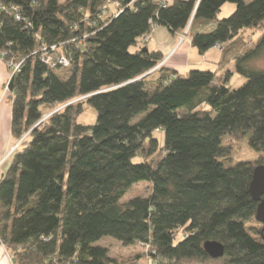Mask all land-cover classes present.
I'll use <instances>...</instances> for the list:
<instances>
[{
	"label": "trees",
	"instance_id": "obj_1",
	"mask_svg": "<svg viewBox=\"0 0 264 264\" xmlns=\"http://www.w3.org/2000/svg\"><path fill=\"white\" fill-rule=\"evenodd\" d=\"M113 2L118 11L107 16ZM228 2L234 10L216 19ZM0 4L1 58L19 63L5 83L19 143L0 180V240L15 264H116L95 245L107 236L148 245L147 264H264V226L248 191L264 160V69L250 65L264 53V0ZM156 25L191 34L200 53L243 42L233 55L242 84L220 66L185 76L153 70L163 57L141 42ZM249 30H260L252 44L241 39ZM48 55L67 65L51 67ZM60 68L71 72L60 78ZM84 104L95 110L92 124L75 121ZM245 137L257 157L231 161ZM136 183L149 194L123 202ZM206 241L223 255L211 258Z\"/></svg>",
	"mask_w": 264,
	"mask_h": 264
},
{
	"label": "crops",
	"instance_id": "obj_2",
	"mask_svg": "<svg viewBox=\"0 0 264 264\" xmlns=\"http://www.w3.org/2000/svg\"><path fill=\"white\" fill-rule=\"evenodd\" d=\"M162 4H170L174 0H154ZM119 4L113 2L109 5L107 16L114 15L118 11ZM233 8L231 7V10ZM220 19V18H218ZM213 23L205 27L195 28V32L209 31ZM181 34L171 33L165 26H154L148 36L143 38L141 44L145 45L148 50L160 52L166 68L173 70L180 76H185L194 65L208 64L215 70L220 66L222 69H230L233 67V55L231 51L222 50L223 47L228 48L230 42H226L221 46H213L204 53H195V48L191 44V34L184 39H180ZM197 49V48H196ZM210 50V53H208ZM206 54L210 57L207 58ZM191 57L197 61L191 60ZM197 63V64H195ZM222 63V65H219ZM191 66V67H190ZM222 72V71H221ZM218 74L221 75L222 73ZM10 78V71L7 64L0 57V180L6 172L12 155L15 152L13 147L19 143L11 134V100L9 94L3 95V86ZM3 95V97H1ZM16 147L14 149H16ZM0 264H15L6 245L0 240Z\"/></svg>",
	"mask_w": 264,
	"mask_h": 264
},
{
	"label": "rangeland",
	"instance_id": "obj_3",
	"mask_svg": "<svg viewBox=\"0 0 264 264\" xmlns=\"http://www.w3.org/2000/svg\"><path fill=\"white\" fill-rule=\"evenodd\" d=\"M244 1L249 2L250 0H244ZM231 7L234 10L235 4L231 3V2L225 3L220 8L219 12L216 14V19L224 18V17L228 16L232 12V11H230ZM185 32L183 34H181V37H180L181 40L184 39V37L185 38L187 37V35H185ZM259 35H260V30H253V31L249 30V31H246L244 33V35H241V39H244V40L248 41V43H251ZM241 43H243V42H241L239 40V42L237 44L238 47H236L238 49L230 50L231 53L239 52ZM131 50H133V48H131ZM195 51H196L195 53L198 54V52H197L198 49L195 48ZM208 53H210V50ZM208 55H210V54H206L207 58L210 59V57ZM4 56H5V53H4ZM191 60L194 62H197L192 57H191ZM160 64L164 65V60ZM195 64H197V63H195ZM208 64L194 65V66H198V67H191L190 66L191 67L190 69H197V70L199 69L202 71H215V68L208 66ZM250 65L255 67V68L264 69V53L260 57L252 60ZM229 70H231L233 72V74L231 76V82L233 83L234 87H239L242 84L244 79L234 72V67L230 68ZM54 72L58 77L64 79L70 74L71 70L68 68H66V69L60 68V69L55 70ZM4 88H5V84L3 86V89ZM4 94H6V93L3 92V95ZM3 95L1 97H3ZM95 118H96L95 110L90 105L84 104L83 112L81 114H79L78 116H76L75 121L77 123H80V124L88 125V124L94 123ZM156 137L158 138L159 142L162 144L163 143V135L161 133H157ZM16 141H18V140H16ZM15 147H16V145L13 147V151L15 150L14 149ZM257 154L258 153L256 151H254L253 149H251L248 146L247 138L245 137L233 145L229 157H230L231 161L234 162V161H240V160H252V159L257 157ZM133 161L139 162V161H141V159L139 156H136L135 158H133ZM149 192H150V187L147 183H136L131 187V189H129L125 193L122 201L125 202L129 198H132L136 195L147 196L149 194ZM252 225L258 226L255 224H252ZM250 232H251L253 237H257L256 231L253 228H251ZM95 245L107 248L108 254L110 255L111 258L114 259L116 264H147L148 263L147 257H146V255H144L145 249H143L141 247H137V246H124L112 237H109V236L103 237L99 241H97L95 243ZM142 252H143V254H142ZM138 253H141L142 255L136 259L135 255Z\"/></svg>",
	"mask_w": 264,
	"mask_h": 264
},
{
	"label": "water",
	"instance_id": "obj_4",
	"mask_svg": "<svg viewBox=\"0 0 264 264\" xmlns=\"http://www.w3.org/2000/svg\"><path fill=\"white\" fill-rule=\"evenodd\" d=\"M248 191L257 201L255 220L264 226V160L253 169ZM204 250L211 258H219L224 253L223 245L216 241H206Z\"/></svg>",
	"mask_w": 264,
	"mask_h": 264
},
{
	"label": "built area",
	"instance_id": "obj_5",
	"mask_svg": "<svg viewBox=\"0 0 264 264\" xmlns=\"http://www.w3.org/2000/svg\"><path fill=\"white\" fill-rule=\"evenodd\" d=\"M0 9H4L3 6H1L0 4ZM16 19H19V16L16 15ZM0 57H4V53L3 52H0ZM59 59V63L61 65H67V60L64 59L63 57H57ZM58 59H53L50 55L47 56V58L45 59L47 62H51V67H54L56 66V62L58 61ZM9 67H11V71H12V74L15 73L18 68H19V63H12V62H9L8 63ZM159 66H161V64H159L158 66H156L153 70H155L156 68H158ZM7 91V86L5 85V88L3 89V92L6 93ZM139 246L143 249H145V251H148L149 247L148 245H144L142 243H139ZM154 252V251H153ZM152 264H156L155 262H153ZM187 264H213V263H206V262H198V263H187Z\"/></svg>",
	"mask_w": 264,
	"mask_h": 264
}]
</instances>
